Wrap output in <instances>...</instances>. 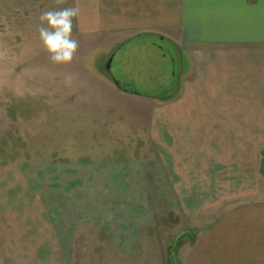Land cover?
<instances>
[{
    "label": "crops",
    "instance_id": "0c3cea01",
    "mask_svg": "<svg viewBox=\"0 0 264 264\" xmlns=\"http://www.w3.org/2000/svg\"><path fill=\"white\" fill-rule=\"evenodd\" d=\"M62 4L78 7V33L103 49L173 40L184 64L175 56L163 71L175 78L170 93L130 87L157 103L143 115L155 153L0 161V264H264L263 175L249 164L252 150L260 162L264 137V48L255 47L264 44V0ZM214 207L215 221L198 226ZM175 214L181 227L165 241L152 236L157 219L170 228Z\"/></svg>",
    "mask_w": 264,
    "mask_h": 264
},
{
    "label": "rangeland",
    "instance_id": "374dc122",
    "mask_svg": "<svg viewBox=\"0 0 264 264\" xmlns=\"http://www.w3.org/2000/svg\"><path fill=\"white\" fill-rule=\"evenodd\" d=\"M62 5V0H0V161L44 164L92 161L108 158L110 152L119 158L155 153L147 150L154 142L151 121L143 115L156 111L157 103L130 87L145 94L172 92L175 78H165L163 71L172 68L175 56L179 62L180 46L173 40L169 44L141 37L103 49L101 39L80 35L73 23L72 38L78 42L74 57L68 63H53L39 39V17L64 9ZM151 42L157 43L153 51ZM163 54L169 55L166 61ZM144 69L145 76L150 73L149 82L137 77ZM260 150V162L257 150H252L249 164H256L263 175L264 196V137ZM217 209L204 212L206 218H199L198 226L213 223ZM168 218L172 226L157 219L152 236L165 241L164 236L185 223L177 214Z\"/></svg>",
    "mask_w": 264,
    "mask_h": 264
},
{
    "label": "clouds",
    "instance_id": "9594fccd",
    "mask_svg": "<svg viewBox=\"0 0 264 264\" xmlns=\"http://www.w3.org/2000/svg\"><path fill=\"white\" fill-rule=\"evenodd\" d=\"M78 11V7H71L41 13L39 39L51 62L68 63L73 59L78 48V42L72 38L73 18L77 17Z\"/></svg>",
    "mask_w": 264,
    "mask_h": 264
},
{
    "label": "water",
    "instance_id": "95a60500",
    "mask_svg": "<svg viewBox=\"0 0 264 264\" xmlns=\"http://www.w3.org/2000/svg\"><path fill=\"white\" fill-rule=\"evenodd\" d=\"M109 65H110V61H108V63L106 64L107 71L109 70Z\"/></svg>",
    "mask_w": 264,
    "mask_h": 264
},
{
    "label": "trees",
    "instance_id": "16d2710c",
    "mask_svg": "<svg viewBox=\"0 0 264 264\" xmlns=\"http://www.w3.org/2000/svg\"><path fill=\"white\" fill-rule=\"evenodd\" d=\"M125 90H128V89H125ZM129 91H131V90H129Z\"/></svg>",
    "mask_w": 264,
    "mask_h": 264
}]
</instances>
